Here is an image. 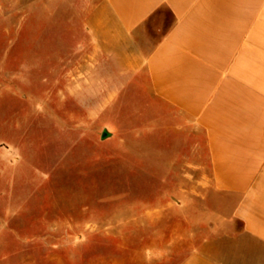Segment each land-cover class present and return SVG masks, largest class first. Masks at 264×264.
<instances>
[{
    "label": "crops",
    "instance_id": "crops-1",
    "mask_svg": "<svg viewBox=\"0 0 264 264\" xmlns=\"http://www.w3.org/2000/svg\"><path fill=\"white\" fill-rule=\"evenodd\" d=\"M27 1L0 0V23L40 14L34 29L73 45L68 91L89 94L85 108H127L137 94L145 154L165 156L168 142L190 165L206 158L201 208L159 199L137 216L143 253L156 264H264V0ZM15 257L0 264H65Z\"/></svg>",
    "mask_w": 264,
    "mask_h": 264
},
{
    "label": "rangeland",
    "instance_id": "rangeland-1",
    "mask_svg": "<svg viewBox=\"0 0 264 264\" xmlns=\"http://www.w3.org/2000/svg\"><path fill=\"white\" fill-rule=\"evenodd\" d=\"M40 20L17 13L0 23V262L48 255L65 264H156L143 253L137 216L159 199L201 208L206 158L190 165L169 155L168 142L165 156L145 154L153 148L138 147L137 94L127 108H85L89 94L68 91L74 46L34 29Z\"/></svg>",
    "mask_w": 264,
    "mask_h": 264
}]
</instances>
